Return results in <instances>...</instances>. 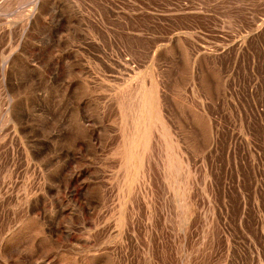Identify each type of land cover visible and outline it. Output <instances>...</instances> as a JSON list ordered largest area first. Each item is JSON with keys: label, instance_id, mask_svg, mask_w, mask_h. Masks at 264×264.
Wrapping results in <instances>:
<instances>
[{"label": "rangeland", "instance_id": "rangeland-1", "mask_svg": "<svg viewBox=\"0 0 264 264\" xmlns=\"http://www.w3.org/2000/svg\"><path fill=\"white\" fill-rule=\"evenodd\" d=\"M0 264H264V0H0Z\"/></svg>", "mask_w": 264, "mask_h": 264}]
</instances>
